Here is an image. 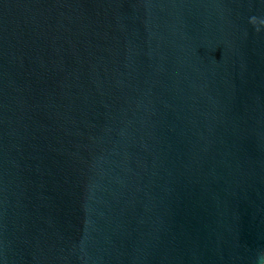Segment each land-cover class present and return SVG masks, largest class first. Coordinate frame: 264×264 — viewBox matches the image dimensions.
Masks as SVG:
<instances>
[{"label": "water", "instance_id": "1", "mask_svg": "<svg viewBox=\"0 0 264 264\" xmlns=\"http://www.w3.org/2000/svg\"><path fill=\"white\" fill-rule=\"evenodd\" d=\"M0 264H264V0H0Z\"/></svg>", "mask_w": 264, "mask_h": 264}]
</instances>
